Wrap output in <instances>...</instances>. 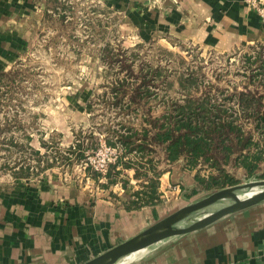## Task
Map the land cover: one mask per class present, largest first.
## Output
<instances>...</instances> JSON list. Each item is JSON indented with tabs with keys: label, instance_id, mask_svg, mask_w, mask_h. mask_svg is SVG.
<instances>
[{
	"label": "rangeland",
	"instance_id": "obj_1",
	"mask_svg": "<svg viewBox=\"0 0 264 264\" xmlns=\"http://www.w3.org/2000/svg\"><path fill=\"white\" fill-rule=\"evenodd\" d=\"M41 11L42 21L30 51L7 77L1 80L0 76L3 186L10 185L5 181L14 174L36 177L49 167L63 176H80L79 162L68 165L62 161L68 155L67 141L73 140V145L83 141L86 148L95 150L107 142L110 129H140L145 116L158 118L171 100L181 103L187 94L208 95L212 102L234 106L238 113L242 109L234 96L248 93L264 98V43L221 52L169 40H139L127 29L124 15L101 0H50ZM121 83L125 87L115 97L113 89ZM146 83L152 92L149 100L137 98L131 109L116 103L123 98V105L128 104L136 95L134 89ZM183 85L191 87L187 90ZM123 90L128 93L123 95ZM242 122L246 131L262 141L254 131V120L243 118ZM31 136L45 142L39 155L30 149ZM163 155L159 151L154 163ZM209 170L201 167L204 176ZM226 170L239 180L238 185L264 180V161L253 177L245 169L228 166ZM140 179L148 177L140 175ZM216 191L199 194L186 206ZM253 193L246 191L240 198ZM194 220L190 217L181 226ZM201 230L159 242L117 264H150L151 256L170 254L182 240Z\"/></svg>",
	"mask_w": 264,
	"mask_h": 264
},
{
	"label": "crops",
	"instance_id": "obj_2",
	"mask_svg": "<svg viewBox=\"0 0 264 264\" xmlns=\"http://www.w3.org/2000/svg\"><path fill=\"white\" fill-rule=\"evenodd\" d=\"M49 1L0 0V73L28 54ZM101 1L124 15L127 29L139 40L221 52L264 43V22L244 0ZM43 143L31 136L30 149L40 154ZM158 170L155 203L138 209L134 194L151 178L141 180L133 169H119L110 184L92 174L63 176L53 167L36 177L14 174L4 180L10 185L0 184V264H84L207 193L197 182L201 166L189 169L185 160H162ZM150 259V264H264V202Z\"/></svg>",
	"mask_w": 264,
	"mask_h": 264
},
{
	"label": "trees",
	"instance_id": "obj_3",
	"mask_svg": "<svg viewBox=\"0 0 264 264\" xmlns=\"http://www.w3.org/2000/svg\"><path fill=\"white\" fill-rule=\"evenodd\" d=\"M6 74L0 73L1 80L7 77ZM124 87L123 83L114 87L113 91L117 94L115 97ZM184 87L189 90L191 86L183 85ZM149 89L148 83L142 84L134 89L136 95L130 98L128 104L123 105V98H117L116 103L124 109H131L136 104L137 98L149 100L152 94ZM126 93L128 92L123 95ZM233 98L242 109L239 113L235 111L234 106L228 107L226 104L212 102L208 95L187 94L181 103L171 100L158 118L145 116L140 129L132 126H124L123 131L110 129L109 132L112 134L107 138V144L121 146L124 157H132L112 165L105 184L116 181L120 173L118 166H122V169L135 170L137 177L152 176L144 189L134 194L133 207L138 209L154 204L158 197L160 176L158 165L162 160L169 163L185 160L189 169L198 166L209 168L208 175L197 176L201 191L206 192L239 184V180L226 170L228 166L245 169L248 177L256 176V170L264 161V111L262 110L264 98L248 93ZM243 118L254 120L256 128L254 131L255 133L256 130L258 131L262 141L257 140L253 132L244 129ZM93 149L86 148L83 141H77L68 148V155L65 154L62 161L72 165L84 158L86 150ZM159 151L164 155L162 160L155 164V155ZM95 176L98 177V174Z\"/></svg>",
	"mask_w": 264,
	"mask_h": 264
},
{
	"label": "water",
	"instance_id": "obj_4",
	"mask_svg": "<svg viewBox=\"0 0 264 264\" xmlns=\"http://www.w3.org/2000/svg\"><path fill=\"white\" fill-rule=\"evenodd\" d=\"M253 188H260V191L253 196L240 198L247 190ZM225 200H230L231 203L224 205L223 202ZM263 202L264 180L235 185L216 191L200 201L178 209L133 238L84 264H117L122 259L145 250L159 242L172 237L196 232L224 217L246 210ZM198 215L201 217H197ZM190 217H195V220L189 225L182 227L181 224Z\"/></svg>",
	"mask_w": 264,
	"mask_h": 264
},
{
	"label": "built area",
	"instance_id": "obj_5",
	"mask_svg": "<svg viewBox=\"0 0 264 264\" xmlns=\"http://www.w3.org/2000/svg\"><path fill=\"white\" fill-rule=\"evenodd\" d=\"M244 1L250 9L255 11L261 17L264 22V0ZM123 153L124 151L121 146H110L105 141L102 142L95 150H86L84 152V158L79 161V165L82 167L85 175L91 173L98 174V182L106 183L107 173L109 172L110 167L121 160H127L132 157H124ZM118 168L122 169V166H118ZM142 188H140V190Z\"/></svg>",
	"mask_w": 264,
	"mask_h": 264
},
{
	"label": "bare ground",
	"instance_id": "obj_6",
	"mask_svg": "<svg viewBox=\"0 0 264 264\" xmlns=\"http://www.w3.org/2000/svg\"><path fill=\"white\" fill-rule=\"evenodd\" d=\"M247 191H252L254 192L251 196H253L254 194H256L257 192L260 191V188H253V189H250V190H247ZM250 197V196H249ZM224 202H231L230 200H225ZM225 205V203H223Z\"/></svg>",
	"mask_w": 264,
	"mask_h": 264
}]
</instances>
